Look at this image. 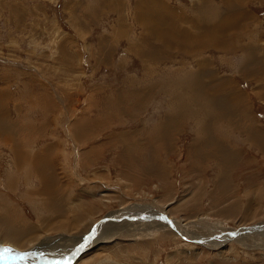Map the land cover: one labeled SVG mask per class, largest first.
<instances>
[{"label": "rangeland", "instance_id": "374dc122", "mask_svg": "<svg viewBox=\"0 0 264 264\" xmlns=\"http://www.w3.org/2000/svg\"><path fill=\"white\" fill-rule=\"evenodd\" d=\"M263 226L264 0H0V264H264Z\"/></svg>", "mask_w": 264, "mask_h": 264}, {"label": "bare ground", "instance_id": "6f19581e", "mask_svg": "<svg viewBox=\"0 0 264 264\" xmlns=\"http://www.w3.org/2000/svg\"><path fill=\"white\" fill-rule=\"evenodd\" d=\"M165 13H166V12H165ZM130 226H131V225H130ZM157 226H158V225H157ZM151 228H152V226H150V228H148L147 226L145 227L146 230H150ZM103 231H104V230H103ZM110 231H111V230H110ZM186 231H187V230H186ZM109 233H111V232H107V237L110 235ZM103 236H104V235H103ZM97 241H98V240H97ZM97 241H96V242H97ZM95 244L97 245V243H95ZM62 260H63V259H62ZM68 260L71 261L72 259H68V258L66 259V258H65L64 261H65L66 264L70 263ZM80 263H82V262L79 261L78 264H80Z\"/></svg>", "mask_w": 264, "mask_h": 264}, {"label": "water", "instance_id": "95a60500", "mask_svg": "<svg viewBox=\"0 0 264 264\" xmlns=\"http://www.w3.org/2000/svg\"><path fill=\"white\" fill-rule=\"evenodd\" d=\"M162 217H163V215H162ZM165 218H167V216L165 215ZM264 227V226H263ZM252 229V228H255V229H259V228H262V225H260V224H255V225H252V227H249V229Z\"/></svg>", "mask_w": 264, "mask_h": 264}]
</instances>
